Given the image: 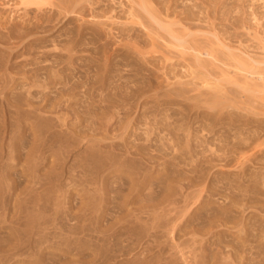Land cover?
Segmentation results:
<instances>
[{
    "label": "rangeland",
    "instance_id": "374dc122",
    "mask_svg": "<svg viewBox=\"0 0 264 264\" xmlns=\"http://www.w3.org/2000/svg\"><path fill=\"white\" fill-rule=\"evenodd\" d=\"M39 1L46 4L41 10H38L36 7H25L23 4H20L22 3L21 0H0V59L4 62L8 61L6 65L10 68L7 69L6 74L13 76L15 79L17 78V81H20L22 78L20 76L23 73L32 76L38 68L45 67L44 70H39L35 73L37 74V76H35L36 80L41 84L46 82L45 78L47 72L55 71L58 73L59 79L65 77L70 83L89 85L93 84L91 81L94 82L95 78L98 79L102 75H106L107 79L109 78L107 82L110 83V80L112 84L110 85L112 87H110L109 91L114 85L120 86L122 89L119 94H122L125 97L134 89L145 92L144 97L135 100L134 102L132 101L134 104L138 103L135 108H130L129 106H114L111 108V111L116 115L112 122H114V120H117L116 122H118L122 119H125L126 122L131 119L133 122L131 125L133 126L131 129L132 131L128 129L123 135L124 139L121 140V137L119 136L116 140H106L102 142V147H100L103 151V146L105 145H123L125 141L130 147L134 145L142 147L143 150L141 152L145 155L142 156V158H148L151 154L160 159L162 155H159L155 151L156 147L159 145V142L157 141L162 137L160 141H163L168 145V142L165 139L169 137L162 135V132L159 130L153 129V135H151L150 139L155 138L151 140L150 143L145 142L146 126L143 125L145 119H140L141 115L146 112L148 107H150L159 96V100L157 101H159L160 104L156 103L157 105H153L155 106L153 110L155 109L157 112L155 114L160 112V114H158L159 116H157V118L160 119H158L160 122L156 120L157 118L155 119L158 127H161V122L162 124H165L164 121H161L163 119L162 113L168 114L170 119H174L172 120V123L170 119L167 120L168 122L170 121L171 127H174V124L178 127L179 124H183L184 122L183 125L186 126V115H188L187 108L193 107L194 110L189 116L193 115V118H196V116L194 117L195 112H199L201 116L199 119L194 120V124H191L192 122L190 123L189 128L191 134L193 132L194 135L198 137L206 135L209 141L212 140V142L218 144L217 140L221 134H224V136L233 135V126L227 125L229 120H233L235 125L242 129L241 131L244 135L247 134L246 137L248 135L251 137H249L251 139L249 142L252 147L249 149L253 150H248V148H246L244 150L245 153L250 155L256 152L255 156L257 157V160L260 161V164H253L252 162L245 163L244 166L248 167L247 172H253L257 175L262 174L261 176L264 177V94L263 92L260 93L262 91L261 88H256L260 92L257 94L252 93L253 96H251L252 94L250 93H245L243 89H239L241 88L239 86H243L242 83L245 80L241 77L242 73L235 69L239 68V62L244 63L245 65L247 64L246 70L255 68V72L260 73L264 78V0ZM57 3L58 5H56ZM60 4L64 5L65 9ZM74 6L77 8H73ZM144 7L150 12H155V15L153 12L152 14L157 16L155 18L160 22L171 25L172 27L174 26L173 28L170 26L172 32L178 33V35L183 38L186 37V39H183V43L178 46L177 43L170 39L168 37L169 33L162 31L156 22L151 20L146 13H143V11L145 12ZM61 10H63V13L60 12ZM131 10L132 13L134 12L133 14H130ZM137 10L141 13L137 12ZM135 13L138 17H135ZM139 13L140 15L143 14L141 15L142 17H140ZM144 15L149 18L150 21L149 19L144 18ZM139 17L141 19L143 18L142 21H140ZM136 20L139 23L135 24ZM146 20L148 21L146 22ZM151 21L153 22L152 25H154V29L150 25ZM145 25H148L147 28ZM78 29L81 31L79 35L82 37V41L80 40L82 45L79 44L74 52L70 54L72 55V61H69V54L65 51L59 52L58 50H54V44H59L57 46L61 49L67 42H69V38L77 33ZM9 30L24 34L28 33V39L26 38L20 42L16 41L17 43L10 46L5 43V37L11 36L13 38L18 33L16 34V32L11 31L10 35L8 33ZM79 38L80 37L78 36L77 39ZM35 39H41L40 43L38 42L36 45L26 47ZM184 45L186 47H184ZM7 47H10V49ZM184 50H186V52H184ZM193 50L209 52L214 57L215 61L211 59L208 60V58L203 59V57H205L203 55V57L200 58L203 60V63H205L200 66L198 63L197 65H194L196 64L194 63L196 62V55ZM11 54L14 56L12 57ZM207 60L209 63L212 61L211 64L213 66L210 65ZM217 60L219 62H217ZM111 66L113 67L114 73L111 72L109 74L107 73V69H110ZM115 67H117V70ZM230 69H232V72ZM111 74L115 75L112 77ZM115 76H119L120 78H118L120 81H118V78ZM235 76H237L239 80ZM257 77L258 76H254L255 79H257ZM0 78H5L2 71H0ZM255 79L254 82L259 84L260 81H255ZM218 81H221V84H219ZM234 82L240 83L239 86L234 84ZM255 83L250 82V85ZM18 84L19 89H21V86H24L25 89L30 86H27L26 82L25 84L24 82H19ZM123 85L125 86L123 87ZM57 86L56 89L49 90L50 95H55V93L63 87V85ZM125 87L128 88L125 89ZM225 89L226 91H223ZM104 90L105 88H96L89 93H92L94 100L98 101L99 97L106 95L105 93H107V91ZM21 91L25 93L24 90ZM170 91L173 92L172 94L174 95H172ZM16 92L17 91L15 90H11L8 95L11 97V95ZM175 93L180 94L181 97L178 95L175 96ZM165 95L169 97L166 98ZM0 96V240H6L7 236L11 235L16 238V240H12V242L6 246V248H9V251L5 257L0 259V264H60L64 261L70 262L69 264H85L94 258L92 251L97 248L98 250L105 251V254H107L108 259H106L103 264H131L136 260H139L140 262L141 259L143 260L146 258L147 261L157 257L158 249L154 248L155 241L166 242L161 250L164 261H161L158 264H164V262H167L168 260H176V264H198L200 257L208 254L206 247L203 246V242L200 243V237L191 238V236L179 234L172 238L164 236L156 238L151 237V231H149L150 233H141L140 231H137L132 232L134 234H131L130 238H127L126 234L120 239V241H115L114 238H111L112 232H107V235H111L109 238L99 232V230H106L110 224L115 222L119 217L116 209L113 208L117 202L114 199L116 193H118L116 191L111 192L113 197L111 198L110 207H108L107 211H104L106 216L104 222H102L103 227H101V229H98L96 224L94 226L90 216L85 218L86 220L84 223L83 219H76V214L78 216L77 210L80 207L79 198L83 197V202L90 203L95 192L101 189L102 180L105 179L107 172L112 170L111 168L113 167L109 168L108 166L110 163V160L108 159L110 157L109 154L112 152L104 151L101 154H97V156H99L94 163L85 160L87 154L84 152V150L88 146H91L92 143H86V141H84L78 147L74 148L73 151L68 152L70 142H68L69 140L67 139V135L65 136V133L70 134V131L74 130L71 125L74 119L71 117L67 118L68 123L61 121V119L69 116V110L66 109L65 106H61V108L55 109L53 113L47 114L49 116H46V118L51 120V122L48 121V124L51 127L50 133L43 131V136H38L37 139L31 137H22L20 139L19 135H21V132L26 128L30 129V122H34L33 115L27 114L28 112H32V109L21 105L18 110L19 112H17V109L14 107L1 105L4 96L2 94ZM171 98L177 100L175 105L164 104L161 106V104L173 100ZM212 98L219 101L221 99L223 100V102L221 100L220 104L216 105L214 109L215 111L218 108H223V113L230 112L232 113V116L231 118H227L226 114L222 115L224 121L214 127L212 129L213 132H202L201 130L203 126L204 128H207L206 124L209 126L210 123V120L208 121V116L206 115L207 112H209V114H214L213 110H206L209 105L208 101L214 100ZM228 98L230 102H227L229 101L227 100ZM33 100H36V105L40 102L37 98H33ZM180 107L184 109L182 110ZM164 109H166L167 112H164ZM37 114H41V116L45 118L44 114L39 112ZM178 117L184 121L182 122ZM150 118L153 119V117ZM175 120H177L178 123ZM60 123L62 124V127H60ZM116 124L117 123H114V126H116ZM184 126L183 129L185 128ZM59 128H65V130H60ZM89 129L90 128H86V130ZM230 130L233 131V133ZM92 131L93 129L91 128L89 132ZM111 135L116 136V132H110L109 137ZM94 136H100L99 132H94ZM180 136H182V133H180ZM182 138L184 139V137ZM16 145H19V148H17ZM63 145L64 148H61ZM148 145L149 147H145ZM261 145H263V147H261ZM65 146L67 147L65 148ZM158 148L161 147L158 146L157 150ZM164 149L166 150V153L169 154L168 152H170V150H167L166 148ZM132 151H134V149ZM52 152L57 153L59 160V168L56 167L57 173L54 177L50 174L52 170L49 171L50 163L52 161L50 154ZM117 153L119 152L115 151L112 155L118 157ZM32 156H35L34 159L39 156V158L36 159L40 162L39 166L38 163H36L38 161L35 160L36 162H33L34 159ZM113 156L111 158H113ZM126 157L127 159L121 158L122 161H125L126 164L134 163L132 176H134V180L137 183L140 182L142 180V175L149 170L145 169L146 166H143L144 163L141 160L129 161L132 157ZM134 158L141 159L140 157ZM113 160L114 159H112V161ZM29 165L30 167L33 165V167H35L36 165L37 170L34 171L33 168H29ZM103 166L105 168L102 169ZM106 168L108 169L106 170ZM159 169H161V166L157 167V170ZM99 171L100 173H97ZM231 171L234 174L238 173V170L235 169H232ZM31 172H33L32 175L30 174ZM162 172H164V170ZM95 174H98V176ZM20 176H23V178H19ZM117 176L118 173L109 176L108 181L113 188L122 186L125 194L126 186L124 185L129 179H119ZM169 176H176L177 184L174 186L175 194L171 198L172 202L167 208H165V213L160 211L159 214H166L167 218H174L186 213V195L193 191L190 186V181L193 180V175L181 171L177 167H171ZM16 180L18 181L17 183L15 182ZM98 180V184L100 183L99 185L96 182ZM4 188L8 190H4ZM30 189L32 190L30 191ZM75 190L77 193L82 192L81 196L80 194H77ZM150 190L151 188L147 187L143 194H147ZM155 191L158 192L159 187L155 188ZM2 192L4 193L2 194ZM221 192L222 194L229 193V191L225 192L223 190H221ZM122 195L119 193L115 198L121 200L120 196ZM64 197H66V199ZM140 197L136 199L138 203H140V201L143 202V196ZM70 198L73 199L72 205L69 203ZM258 198L260 197L255 196L256 200ZM210 199L215 204L223 203V200L215 195ZM68 208H71L76 214H71ZM33 212L34 214H32ZM99 212L97 214H100ZM65 213L67 216L64 218ZM262 215H264V212ZM142 217L145 219V216ZM144 219H142V223H140L141 226H146L143 223L145 222ZM25 223L26 225H24L23 229L22 224ZM31 224H33V226L30 228ZM27 228L29 229L28 232L26 230ZM223 229L224 228L214 229V231L218 230L219 233H222ZM37 234L40 237L37 236ZM33 237L35 241L33 240ZM105 237L108 239L107 241L104 239ZM63 239H67L71 242L68 244L67 248L65 247V243L63 244ZM79 239L81 240L79 241ZM137 239H141V241L137 242ZM28 240H31V243ZM109 240H111V242H109ZM20 241H23L24 244L21 245ZM76 241L81 243L78 250H76L77 247L74 244ZM140 243L141 245H139ZM224 243L221 247L217 248L218 250L215 247H212L213 253L217 255L215 256L216 259H211L210 262L214 261L217 262V264H220L222 259L229 255L230 249H224L223 247L226 245V243ZM103 244L105 245L104 247ZM3 248L4 247H0V255L4 251ZM57 249L58 251H55ZM59 250H69V254L65 255V253ZM80 250H86V252L84 254L81 253L79 256L77 254ZM244 250L245 253L243 255L246 254V256L250 258L254 257L255 249L246 246ZM152 252L153 254H151ZM41 253H44L45 257L40 256ZM208 258H205L204 260H207ZM165 259L167 260L165 261ZM196 259L198 260L196 261Z\"/></svg>",
    "mask_w": 264,
    "mask_h": 264
},
{
    "label": "bare ground",
    "instance_id": "6f19581e",
    "mask_svg": "<svg viewBox=\"0 0 264 264\" xmlns=\"http://www.w3.org/2000/svg\"><path fill=\"white\" fill-rule=\"evenodd\" d=\"M21 2L22 3H20V4H23L25 7H36L38 10H41V8H43V6L46 5L44 2H40L39 0H21ZM65 3H66V1H65ZM56 5H58V3ZM60 5H62V4H60ZM62 6H63V8L65 7L64 5H62ZM75 7L76 6H74L73 8H75ZM144 9H145V12L143 11V13H146L151 18V20L156 22L157 25L159 26V28L162 29V31H166L167 33H169L168 37L170 39H172L175 43H177L178 46H180L183 43V41H184L183 39H186V37L183 38V37L179 36L178 33L172 32L171 29L174 26L172 27L171 25H167V24L160 22L157 18H155V17H157V16H154L155 12L152 11L154 13V15H153L152 12L148 11L146 7H144ZM66 10H67V7H66ZM62 11L63 10H61L60 12L63 13ZM137 12H140V11L137 10ZM37 13H38V11H37ZM133 13L131 10L130 14H133ZM140 13H139V15H140ZM68 15H69V13H68ZM141 15H143V14H141ZM141 15H140V17H142ZM37 17H38V15H37ZM135 17H138L137 14L135 15ZM140 17H139V19H140V21H142L143 18L141 19ZM132 18H134V17H132ZM144 18H147V17L144 15ZM147 19H149V18H147ZM147 21L148 20H146V22ZM149 21H150V19H149ZM146 22H145V24H146ZM137 23H139V22H137V20H136L135 24H137ZM152 24H153V22L151 21L150 25L153 28L154 25H152ZM147 26H146V28H147ZM170 26L172 28H170ZM20 27H21V25H20ZM11 31L12 30L8 31V33L10 35H11V33H10ZM12 32H16V31H12ZM80 33H81V31L78 29L77 33L73 34L69 38L70 39V40H68L69 42H67L66 45H64V47H62L61 49H59L57 46L59 44H57V45L54 44V50H58L59 52H61V51L67 52L69 54L68 60L72 61V55H70V54L73 53L74 50L79 46V44L82 43V42H80V40L82 38L79 35ZM162 33H164V32H162ZM16 34L17 35L13 38L11 36L10 37L6 36L4 39L6 41L5 43L12 46L17 42L25 40L29 36L28 33L24 34L21 32H16ZM188 34H190V33H188ZM78 36L80 37L79 39H77ZM40 41H41V39H35V40H33L32 43H29L28 46H26V47L36 45V43H38V42L40 43ZM84 44H86V43H84ZM185 45H187V44H185ZM185 45H184V47H186ZM191 45H192V43H191ZM173 46H175V45H173ZM7 48L10 49V47H7ZM184 52H186V50H184ZM193 52L196 55L195 56L196 62H194L196 64H194V65H197V63H198V65L200 66L201 64L205 63V62L203 63V60L200 58V57H203V55L206 57V58L203 57V59L208 58V60L211 59V60L215 61L214 57L209 52H202V51L199 52V51H195V50H193ZM189 53H190V51H189ZM191 53H192V51H191ZM12 54H13V52H12ZM229 54H231V53H229ZM13 56L14 55H12V57ZM129 56H131V55H129ZM244 56H246V55H244ZM236 61H238V60H236ZM7 62L6 61L4 62L2 59H0V71L3 72L4 77H5L3 79L0 78V95L2 94L4 96L3 100L1 101V105L14 107L17 109V112H19L18 110H19L21 105L26 106V107L32 109V112H28L27 114H32L34 117L33 118L34 122H30V125H29L30 129H27V128L24 129L23 132H21V135H19L20 139L22 137H26V138L31 137L33 139H37L38 136H43V134H42L43 131L50 133L51 127L48 124V121L51 122V120L46 118V116H49L47 114H51L54 112L55 109L61 108V106H63V107L65 106V108L69 110V116L61 119V121L67 122V118H69V117L74 119V121L71 123L74 130H71L70 134L65 133V136L67 135V139L69 140L68 142H70L68 152L73 151L74 148L78 147L84 141H86V143H92L91 146H88L84 150V152L87 154V157L85 158V160L88 162L89 161L92 163L96 162V160L98 159L97 157L99 156V155L97 156V154H99V153L101 154L104 151L112 152L111 154H109L110 157L108 159L110 160V163L108 164V166H109V168L110 167H113V168H111L112 169L111 171L107 172L105 179L102 180L101 189L97 190L95 192L94 197H92V199L90 200L91 202L90 203L89 202H83V200H84L83 197L79 198V203H80L79 206L80 207L77 210L78 216H77L76 212H73V210L71 208H68V210L70 211L71 214L72 213L76 214V219L77 218L83 219L84 220L83 223H84L86 220L85 218L90 216L92 218L91 221L94 224V226L96 224L97 228L101 229V227H103L102 222H104L105 216H106L104 211H107L108 207H110L109 205L111 203V198L113 197L111 195V192L116 191L118 193H116L115 197H117L119 193L121 195L123 194L122 196H120L121 200L114 197V199L117 202L113 206V208L116 209V212L119 214V217L115 222L111 223L110 226L106 230H99V232L106 235L108 238L111 235L110 236L107 235V232H112L111 238H114L115 241H120V239L126 234H127V238H130L131 234H134L132 232H137V231H140L141 233H143V232L150 233L149 231H151L152 232L151 237H156V238L163 237V236L167 237V238H172L175 235H179V234L181 235L182 234V235H186V236H191V238L192 237H200V243L203 242V246L206 247L208 254L200 257L198 264H217V262H214V261L210 262L211 259H216L215 256L217 255V254L213 253L212 247H215L217 249V248L221 247V245L224 242L226 243V245L223 248L224 249L229 248L230 251H229V255L226 256L225 258H223L222 262H220V264H264V215H262V213L264 212V177L261 176L262 174L257 175V174H254L253 172L252 173L247 172L248 167L244 166L245 163L252 162L253 164L254 163L260 164L259 163L260 161H258L257 157L255 156L256 152L253 154H250V155H247L245 153L244 150L246 148H248V150H253V149H249L252 147L251 143L249 142V140H251L250 139L251 137L249 135L246 137L247 134L244 135V133L241 131L242 129L240 127H237L233 120H231V121L229 120V122L227 123V125L233 126L234 133H233V131L230 130L233 133V135L232 136H224V134L220 133L221 135L220 136L218 135L219 137L217 140L218 144H216L215 142H212V140L209 141V139L206 135H203L202 137H198V136L194 135L193 132H192L193 135L191 134L190 128H189L190 123L192 122L191 124H194L195 123L194 120L199 119L201 116V114L199 112L194 113V117L196 116V118H193V115L189 116L190 113L194 110L193 107L187 108L188 115H186V126L183 125L185 122L183 124L181 122H179L181 124H179L178 127H176L175 124H174V127H171L170 121L172 123V120H174V119H170L168 114L162 113L163 119L161 121H164L165 124H162V122H161V127H158L156 120L157 121L160 120L159 118H157V116H159L158 114H160V112H158V114H155L157 112L155 111V109L153 110V108L155 107V106H153L154 104H156V103L160 104V102L157 101V100H159L158 99L159 96H158L155 99V102H153L152 105L150 107H148L146 112L143 115H141L140 119L141 118L145 119L144 124H143L144 126H146L145 142L150 143L151 140H153L155 138L154 137L153 139H150L151 135H153V129H157L160 132H162V135H164V136L166 135L167 137H169V138L165 139L168 142V145L166 143H164L163 141H160L162 139V137L159 141H157V142H159L158 146L161 148H158V150H157V147H158L157 146L155 151L159 155H162V157L159 159V158L154 157L150 154V156L148 158H142V156H145L144 153L141 152L143 150V148L139 147V146H135V145L130 147L129 144L126 143L125 141H124L123 145L122 144H110L108 146L105 145V146H103V149H104V151H103L101 148L102 142H104L106 140H111V141L116 140L117 137H119V136L121 137V140L124 139L123 135L127 132L128 129L131 130L132 126H133V125H131V123H133L131 119L127 120L126 122H125V119L119 120L118 122H116L117 120H114V122H112L116 115L114 112L111 111V108H113L114 106H117V107L129 106L130 108H132V107L135 108V106L138 103L134 104V103H132V101L134 102L135 100H138V99H141L142 97H144L145 92L134 89L130 92V94L128 93L125 97L124 95L119 94V93H121L120 91L122 89L120 86L114 85L113 88H111L112 91L111 90L109 91L110 87H112L110 85H112V84H111L110 80H109L110 83L107 82V80L109 78L107 79L106 75H102L98 79L95 78L94 82L91 81V83H93V84L89 85V84L70 83L69 80L66 79L65 77H63V79H61V78L59 79L58 73L55 71L54 72H47V75L45 78L46 82L41 84V83H39L38 80H36L35 76H37V74H35V73L39 70H44L45 67L38 68L32 76L28 75L26 73H23L20 76V77H22L21 80L17 81V78L15 79L13 76L6 74L7 69L10 68L6 65ZM217 62H219V61L217 60ZM208 63H209V61H208ZM211 63H212V61H210L209 64L212 65ZM236 63H238V62H236ZM73 64H74V62H73ZM238 65H239V68H235V69L237 71H239L240 73H242L241 77L245 81L242 83L243 86H239L240 83H238V82H234V84H237V86L241 87L239 89H243L245 91V93L247 92V94L248 93H250V94L259 93L260 91L257 90L258 88H261L262 91L260 93L263 92V94H264V78L260 75V73L255 72L256 71L255 68H251V67H250L251 68L250 70H246L247 64L245 65L244 63L239 62ZM255 65H258V64H255ZM116 68L117 67H115V69ZM202 68H203V66H202ZM206 68H207V66H206ZM199 69H201V68H199ZM227 69H228V67H227ZM230 70L232 72V69H230ZM202 71L205 72L204 70H202ZM111 72H113L112 66L110 69L109 68L107 69V73L110 74ZM117 73H115V74H117ZM111 75H112V77L114 76L113 74H111ZM254 76H258L257 79H255ZM115 77L118 78L119 76H115ZM235 77L237 78V76H235ZM119 78H118V81H120ZM209 78H210V76H209ZM254 79H255V81L259 80L260 83L256 84L254 82ZM218 80H220V79H218ZM19 82L20 83L24 82V84L26 82L27 86L28 85H30V86H28L26 89L24 88V86H21V89H19L18 88ZM220 82H219V84H221ZM250 82L251 83L253 82L255 84L250 85ZM88 83H90V82H88ZM222 83H227V82H222ZM57 85H63V87L60 90H58V92L55 93V95H53V96L50 95L49 90L56 89ZM124 86L125 85H123V87ZM57 88H58V86H57ZM83 88H84V90H83ZM96 88H101V89L105 88V90L107 91V93H105L106 95H104L103 97H99L98 101L94 100V98L92 97V93L91 94L89 93L92 90L94 91ZM127 88L125 87V89H127ZM11 90H13V91L15 90L17 92L13 93L10 97L8 94L11 92ZM21 90H24V92L26 94L23 93ZM167 91H169V90H167ZM223 91H226V89ZM244 91H243V93H244ZM126 92H129V91H126ZM173 92H171V94ZM223 94H224V92H223ZM223 94H222V96H223ZM172 95H174V94H172ZM176 95L180 96V94L175 93V96ZM218 95H220V94H218ZM251 96H253V94ZM165 97L167 98L169 96L165 95ZM217 97H219V96H217ZM225 97H224V99L226 100L227 97L226 98ZM33 98H37L40 100L38 105H36V102H35L36 100L34 101ZM215 98H216V95H215ZM215 98H212V99H214L212 101H208L209 99L207 100L209 102V105H208V108H206V110H210V111L213 110L214 114H212V113L209 114V112H207L206 115L208 116V121L210 120V123H209V126L206 124L207 128H204V126L202 125L203 126V128L201 130L202 132H204V131L213 132L212 129L214 127H216L218 124H220V122L224 121L222 118V115L226 114L227 118H231V116H232V113H230V112L223 113L222 112L223 108H218V109H216V111L214 110L216 105L220 104V102L222 100L221 99L219 101ZM171 99H173V100H171L168 103H163V104H161V106H163L164 104L165 105H175V102L177 100H174L175 98H171ZM227 100H229V98ZM222 102H223V100H222ZM227 102H230V100ZM145 104H146V102H145ZM138 109H139V106H138ZM181 109L183 110L184 108H181ZM163 111L167 112L166 109H164ZM38 112L44 114L45 118L42 117L41 114H37ZM127 112H129V111H127ZM146 114H147V116H146ZM137 115H138V113H137ZM170 116H172V115H170ZM51 117L54 118L53 116H51ZM145 117H147V118H145ZM150 117H153V119H151ZM178 118L182 122L184 121L180 117H178ZM58 119H60V118H58ZM169 119H170V121L168 122L167 120H169ZM142 121H143V119H142ZM175 121L178 123L177 120H175ZM114 123H117L116 126H114ZM152 125H154V126H152ZM156 126H157V128H156ZM183 126L185 127L184 129H183ZM60 127H62L61 123H60ZM140 127H141V125H140ZM86 128H90V129L86 130ZM91 128L93 129V131L89 132L91 130ZM63 129L65 130V128H63ZM63 129H60V130H63ZM94 132H96V133L99 132L100 136H94ZM110 132H112V133L116 132V136L111 135L109 137ZM136 132H138V131H136ZM163 132H164V134H163ZM178 132H179V134H178ZM154 133H156V132H154ZM180 133H182V136H180ZM137 136H138V134H137ZM96 137H98V138H96ZM182 137H184V139ZM155 141H154V143H155ZM160 143H161V145H160ZM18 146H17V148H19ZM67 146H65V148ZM145 147H149V145L145 146ZM261 147H263V145H261ZM61 148H64V145ZM164 148H166L167 150H170V152H168L169 154L166 153V150ZM133 149H134V151H132ZM22 150H20V151H22ZM42 151H43V149H42ZM115 151L119 152V153H117L118 157L112 155L113 152H115ZM58 152H60V151H58ZM61 153H63V152H61ZM61 155H63V154H61ZM111 155L113 156V158H111L112 157ZM126 156L132 157L131 159H129V161L130 160H141L144 163L143 166H146L145 169L149 170V171L145 172V174L142 175V180L138 183L134 180V176H132L133 175L132 169H133L134 163L126 164V162L125 161L123 162L121 159V158L127 159ZM32 157H33V159L35 158V156H32ZM50 157L52 158V161L50 163L51 165H50L49 171L52 170L50 172V174L52 177H54L55 174L57 173L56 167L59 166L58 155L56 152H52L50 154ZM134 157H140L141 159H136ZM8 158H9V156H8ZM37 158H39V156ZM12 159H13V157H12ZM36 159H34L33 162ZM112 159H114V160L112 161ZM36 161H38V160H36ZM36 163H38V166L40 165L39 161ZM30 165H32V164H30ZM30 165H29V168H33L34 171L37 170L36 165H35V167H33L34 165L30 167ZM26 166H28V165H26ZM158 166H161V169L157 170ZM171 167H177L181 171H184L186 173L193 175V180L190 181V186L192 187L193 191L190 194L186 195V207H185L186 213L180 215L179 217H174V218L168 217L167 218L166 214H159V212L161 211L162 213H165V211H166L165 208H167L169 206V204L172 202L171 198L175 194L174 186H175V184H177V180H176V176H169V171H170ZM103 168H105V167L103 166L102 169ZM107 169L108 168H106V170ZM232 169L238 170V173H236V174L232 173V171H231ZM63 170H64V168H63ZM163 170H164V172H162ZM95 171H96V169H95ZM97 173H100V171ZM117 173H118L117 177L119 179H123V178L129 179V181L127 183H125V185H124V186H126L125 194H124V190L122 189V186L119 187L116 185L118 188H113L108 181L109 176L115 175ZM30 174L32 175L33 172H31ZM96 176H98V174ZM19 178H23V176H20ZM15 182L17 183L18 181L16 180ZM96 182L98 184L99 180ZM2 183H3V181H2ZM147 187H150L151 190L147 194H143ZM157 187H159L158 192L155 191V188H157ZM4 190H8V189L4 188ZM31 190L32 189H30V191ZM221 190H223L225 192L229 191V193L228 194H225V193L222 194ZM75 192H76V190H75ZM3 193L4 192H2V194ZM81 193H77V194H80V196H81ZM90 194H92V193H90ZM214 195L220 197L223 200V203L222 204H215L214 202H212L210 198L214 197ZM140 196H143V200H142L143 202L140 201V203H138L136 201V199ZM255 196L260 197V198H258L256 200ZM64 198L66 199V197H64ZM59 201H60V199H59ZM69 203L71 205L73 204L72 198L69 199ZM2 209H4V208H2ZM99 211H101V212H99ZM98 212L100 214H97ZM51 213H49V214H51ZM66 213L64 215V218L67 216ZM32 214H34V212ZM249 214H251V215H249ZM142 216H145V219ZM36 218H37V216H36ZM46 218H47V216H46ZM52 218H54V217H52ZM142 219L145 220V222H143V223L147 227L140 225V223H142ZM22 221H24V220H22ZM34 221H36V220H34ZM26 223H27V221H26ZM26 223L22 224L23 229H24V225H26ZM39 223H40V221H39ZM32 226H33V224H31L30 228ZM122 228H124V229H122ZM220 228H224L222 230L223 231L222 233H219L218 230L214 231V229H220ZM82 229H83V227H82ZM26 230H27V232L29 231L28 228ZM95 230H96V228H95ZM32 232H34V231H32ZM77 232L80 233L79 231H77ZM82 233H83V231H82ZM37 236H39V235L37 234ZM212 238H213V240H212ZM14 239L16 240V238L11 235V236H7L6 240H0V247H4L3 248L4 251L1 253L0 259L6 256V254L9 251V248H6V246L9 243H11L12 240H14ZM71 239L73 241L72 237H71ZM104 239H106V237ZM33 240H34V237H33ZM33 240H32V242H33ZM80 240L81 239H79V241ZM107 240L108 239H106V241ZM140 241H141V239H137V242H140ZM20 242H21L20 243L21 245L24 244L23 241H20ZM29 242L31 243V240ZM109 242H111V240H109ZM64 243H65V247L67 248L68 244L71 242L67 239H63V244ZM154 243H155L154 248L158 249V256L157 257H155L154 259H151V260H147V261H146V258L143 260L141 259L140 262H139V260L138 261L136 260V261L132 262L131 264H158L159 262L164 261L163 260L164 258L162 257V251L161 250L165 246L164 244L166 242L164 243V242H160V241H155ZM74 244L77 247L76 250H78V248H80V246H81L80 245L81 243L77 242V241ZM139 245H141V243ZM72 246H74V245H72ZM104 246L105 245L103 244V247ZM246 246H249V248H251V249H255L254 257L250 258V257H247L246 254L243 255L245 253L244 248H246ZM21 247L24 248L23 246H21ZM81 249H82V247H81ZM24 251H26V250H24ZM55 251H58V249ZM59 251H62L63 253H65V255L69 254V252H68L69 250H65V251L59 250ZM85 252H86V250H80V252H78L77 255L80 256L81 253L84 254ZM92 252L94 254L93 255L94 258L85 264H103L105 262V260L108 259L107 254H105V251L98 250V248H97ZM11 254H12V252H11ZM132 254H134V253H132ZM151 254H153V252ZM40 256L45 257V254L41 253ZM62 256H64V255H62ZM205 258H208V259L204 260ZM50 260H52V259H50ZM166 260L167 259H165V261ZM193 260H194V258H193ZM197 260L198 259H196V261ZM69 263L70 262L64 261L60 264H69ZM176 263H177L176 260H171V261L168 260L167 262H164V264H176ZM195 264H197V263H195Z\"/></svg>",
    "mask_w": 264,
    "mask_h": 264
}]
</instances>
